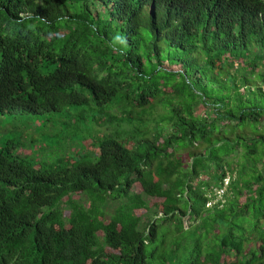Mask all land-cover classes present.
<instances>
[{"label": "trees", "instance_id": "obj_1", "mask_svg": "<svg viewBox=\"0 0 264 264\" xmlns=\"http://www.w3.org/2000/svg\"><path fill=\"white\" fill-rule=\"evenodd\" d=\"M26 115L60 153L0 142V264H264V0H0Z\"/></svg>", "mask_w": 264, "mask_h": 264}, {"label": "rangeland", "instance_id": "obj_2", "mask_svg": "<svg viewBox=\"0 0 264 264\" xmlns=\"http://www.w3.org/2000/svg\"><path fill=\"white\" fill-rule=\"evenodd\" d=\"M161 106H157L154 110L153 116H158L159 113H163ZM45 119L43 116H29L26 115L22 118L14 119L13 121L8 120L4 117H0V142H3L7 138H16L21 133H24L23 141L26 145L22 146L20 149L21 154H31L32 147L29 145L30 139L34 140L36 145L34 147L39 148V155L42 157L47 156L50 159L55 158L60 151L58 149H51L48 146H45L44 143H41L38 139L40 138V123ZM39 128V129H38ZM56 128L52 123H48V128L44 132L49 131V134H54ZM91 140H86L85 144L88 149H91L90 145ZM77 145H74L70 148L71 150H77ZM61 150V149H60Z\"/></svg>", "mask_w": 264, "mask_h": 264}, {"label": "built area", "instance_id": "obj_3", "mask_svg": "<svg viewBox=\"0 0 264 264\" xmlns=\"http://www.w3.org/2000/svg\"><path fill=\"white\" fill-rule=\"evenodd\" d=\"M228 184H229V177L225 179L224 186L222 188L216 190V192H215V194L217 196L216 200L222 198V196L224 195V193L226 191ZM209 204H212V202H210Z\"/></svg>", "mask_w": 264, "mask_h": 264}]
</instances>
